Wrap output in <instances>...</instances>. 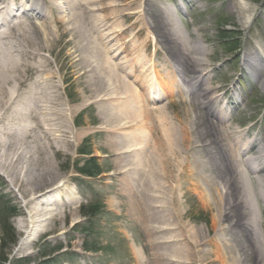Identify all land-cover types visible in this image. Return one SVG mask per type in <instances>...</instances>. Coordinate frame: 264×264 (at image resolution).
Returning a JSON list of instances; mask_svg holds the SVG:
<instances>
[{"label": "rangeland", "instance_id": "obj_1", "mask_svg": "<svg viewBox=\"0 0 264 264\" xmlns=\"http://www.w3.org/2000/svg\"><path fill=\"white\" fill-rule=\"evenodd\" d=\"M61 1L57 3L64 13L50 0H40L51 9L54 34L49 31V18L33 17L29 12L26 16L33 24L44 22L46 26L51 49L44 51V57L50 64L49 70L56 75L60 94L55 110L63 112L64 118L55 119L51 113H42L28 122L24 118H0V264H9L11 259H28L23 264H41L46 259L45 264H219L215 238L203 243L216 234L212 219L215 207L203 201L202 183L194 164L219 151L204 142L223 134L228 135L225 142H247L249 152L264 145V0H125V6L117 7L122 13L114 9V18L108 27H100L97 32L90 20L86 23L80 18V25H84L91 36H101L96 39L101 48H114L107 54L103 49L100 54L79 46L76 39L81 38L76 32L73 43L68 30L71 23L66 20L68 13ZM109 1L111 4L120 2ZM240 1L247 5L245 14H252L248 25L242 24L237 10ZM163 2L175 5L179 26L187 33V39L200 43L204 49L201 68L205 73L195 86L187 83L194 90L192 93L186 92L185 85L181 84H173L171 88L169 78H177L179 74L172 67L188 79L197 76L200 68H191L179 49L171 48L166 12L160 7ZM14 3L15 15L21 14L25 0ZM89 6L96 8L93 13L98 16L108 12L97 9L98 3ZM3 12L1 10L0 14ZM115 29L121 30L119 34L103 35ZM62 31L65 33L60 36ZM34 35L38 36V32L34 31ZM11 41L20 43L16 38ZM2 47L5 46L0 45ZM104 55L115 72L131 84L130 91L113 80L107 84V70L96 66ZM127 57L135 58L133 63L127 61V65L133 67L130 71L128 66L120 64V59ZM176 61L181 62V66ZM140 64L147 67L141 74ZM147 78L157 81L155 87L159 96L148 97L147 87L142 86V80ZM161 80L169 87H163ZM105 96L110 97L100 99ZM217 96L228 100L229 113L225 118L213 108L215 104L208 101ZM144 106L164 108L168 121L175 126L178 120L196 122L190 125L189 136L195 133L202 145H192V150L197 151L196 159L191 169L184 170L188 171L187 178L173 200L166 189L162 198L143 195L138 170L144 153L135 149L122 152L127 149L124 145H140V139L134 136L138 133L146 139L144 143L153 145L159 132L155 119L158 115L145 111ZM61 125L67 142L63 137L55 138L58 134L55 130L61 129ZM191 143L192 138L188 145ZM150 148L146 150L147 155ZM223 152L225 165L210 163L213 175L218 176L213 177L211 189L219 187V182L229 177L235 190L239 185L233 176L236 161L228 150ZM184 155L179 158L181 164L185 162ZM90 157L94 159L88 164H96L100 170L96 176L82 172ZM243 157L239 155L237 160L241 162ZM242 165L256 190L264 232V184L256 186L253 173ZM202 168L205 170L203 165ZM61 176L67 180V192H63L62 198L57 195L52 200L49 194L36 198L52 200L48 201L51 202L49 212H44L45 205L28 203ZM259 176L264 177V172ZM149 184H154L151 179ZM173 207L180 212V223L170 230H157L164 222L161 217L170 215ZM241 211V203H235L233 208L227 209L231 215L224 216L222 224H229ZM28 215L40 220L24 234ZM173 215L172 211L170 216L173 218ZM198 228L202 240L194 245L186 240V235ZM171 230L174 240L160 245L159 237ZM258 231L255 225L249 234L247 232V237L257 236ZM12 236L15 243L10 241ZM233 242L238 251L251 254L247 264H255L257 252L252 240L246 241V247L241 237H234ZM58 244L61 249L40 255L42 250L50 251Z\"/></svg>", "mask_w": 264, "mask_h": 264}, {"label": "bare ground", "instance_id": "obj_2", "mask_svg": "<svg viewBox=\"0 0 264 264\" xmlns=\"http://www.w3.org/2000/svg\"><path fill=\"white\" fill-rule=\"evenodd\" d=\"M14 1L15 0H0V11H4L2 14H0V45L5 46L0 48V118L17 117L24 118L28 122L31 118H38L42 113H45L46 115L51 113L52 116L56 117L55 119H59L63 117V112L59 113L55 110L56 105L60 100L58 86L55 83L56 75L54 72L49 70L50 64L44 57V51H50L51 49V44L48 42L49 38L47 36L46 26L44 22H39L37 25H35L27 18L28 16H26V13L29 12L33 17L49 18V31L51 34H54L55 22L53 14L51 9H48L45 7V5H43V3H40V0H25L21 14L15 15L14 10H16L17 7ZM124 1L125 0H120L118 4H111L109 0L61 1L68 13L66 20L71 23V27L68 29L71 34V40L73 41V36L75 37L76 32L81 38L76 39L78 45L89 52L98 51L99 53H102L104 50L105 54H107L108 51H111L112 49L114 50V48H101L99 43L96 41L98 38L101 39V36H98V38L91 36V34L88 32V29L85 30L84 25H80V20L83 19L86 23L88 20H90L92 25L95 26L94 31L96 32L99 31L100 27L106 26L107 28V24L114 18L113 13H115L116 10L118 13H122L120 8L117 7H121L123 4L125 6L126 3H123ZM93 2L99 4L97 9L108 10V12L106 11L103 16H98L97 14L93 13L94 9L96 8H91L93 7L91 5V7H88V4ZM50 3L56 7L59 6L57 0H50ZM160 7L166 12V32L168 33L169 40H171V48H178L179 52L182 54V58H186V60H188L187 63L191 68H200V70L197 69V76H193L191 79H188L182 75H179L180 71H176V69L172 67L173 71L179 74H177L178 79L176 77L172 78V76L169 78V81L172 83L171 88H173V84H181L185 85L186 92L192 93L194 90L191 89L189 85L191 87L195 86L199 80V77L205 73V70L201 68L204 49L200 43L196 41L190 42L187 39V33L179 26V19L176 14L175 5L163 2ZM73 8L77 11H73ZM114 9L116 10L114 11ZM237 10L242 16V24L248 25V23L252 20V14H245V10H247L246 3L244 1H240L237 5ZM59 11L64 13V10L62 9ZM60 18L65 22L64 16H61ZM34 31L38 32V36L34 35ZM65 31H62L60 36H63ZM120 31V29H115L109 32H104L103 35H117ZM14 38L19 39L20 43L12 42L11 40ZM134 60V57L122 58L120 59V64L122 63L124 66H128V70L130 71L133 69V67H129V65H127V61L133 63ZM99 64L97 63L96 65L99 69L107 70V84L113 80L120 87H124L128 91L131 90V84L121 75L115 72L112 64L107 59V56L104 55L101 63L99 61ZM151 65L153 64L151 63ZM177 65L181 66V62H177ZM146 70L147 67L142 65L141 68L138 69L140 74ZM161 81L163 87H169L165 81ZM156 82L157 81L151 78L142 80V86L147 87L146 90H148V97L154 98L159 96V93H157L155 87ZM187 83L189 85H187ZM199 83L202 85L203 81ZM202 90H205V88H202ZM108 97L110 96H105L100 99H106ZM214 97L211 99H214ZM144 110L149 111L151 114L157 113L158 115L155 119L158 120L157 130L159 132H157L153 145L144 143L146 139L143 137L142 133H138L134 136L140 139V145L135 147H133L134 144H130V146L124 145V147H127V149H123L122 152H129L135 149L144 153V158H142V163L138 170L141 180V193L143 195H150L153 197V199L162 198L161 194H165L164 190L166 189L167 195L171 200H173L176 198L180 188H183L182 183L187 178L188 171L184 172V170L191 169L193 162L196 159L197 151L192 150V145L195 143L197 144L194 147H199L202 145L201 140L195 135V133L194 135L190 134L189 136V133L191 132L190 125H194L196 122H191V120H178V125L175 126L168 121V117L165 116L166 114L164 112V108H148L147 106H144ZM226 115L227 114H223L224 118ZM51 119L53 120L54 118ZM62 127L63 125L59 127L61 129L55 130L58 133L56 134L55 138L63 137V140L66 141L67 134L64 130H62ZM231 133H233V131H231ZM48 135L51 134L49 133ZM227 137V134H223L222 136L211 138L210 142L209 140L204 142L207 143V145L212 144V148L216 147L219 149V151H216V153L212 156H207L206 159L200 158L198 165H196V162L194 164V167H196L198 171V178L202 183V190L200 194L203 198V201L205 205L213 204L215 207V212H213L212 219L215 226L213 231H215L216 234L213 237L203 240V243L207 244L215 238L217 246L216 257L219 261V264H247L249 263L247 258L251 254L244 253L242 250L238 251V246L233 242V238L241 237L242 245L244 247L247 246L246 241L252 240L251 244L256 248L257 252L255 264H264V232L261 229L260 208L256 198V190L253 182L247 175L245 167H243L241 164L245 162L243 160L242 162L237 160V157H239L243 151L249 149L248 147L250 146L247 142L242 140H235L234 143L225 142ZM191 138L192 143L191 145H188L191 142ZM51 139H53V137ZM222 141L224 142V145H221ZM148 147H151L150 155L146 154ZM221 148L223 150H228L231 155L233 154L236 161L234 167L235 172L233 176L236 178L239 185L235 190L232 188V183L229 177L221 180L219 182V187H213L211 189L213 177L218 178V176L217 174H215V176L213 175L210 163H218L219 166L225 165L223 158L224 152ZM251 152L256 153L254 159H252L253 166L256 168L252 169V167L248 165V169L253 173L256 181L255 185L261 186L264 184V177L259 176L264 172V145L260 146L256 151ZM183 153L185 154L183 156V161H185V164H181L182 162L180 163L179 160ZM180 164L183 166L182 169L179 168ZM202 165L205 167V170L202 168ZM177 170L178 172L175 174V171ZM149 179H151L154 184H149ZM146 181L148 183H146ZM66 182L67 180L63 176L57 178L48 186H46L43 191L30 198L28 203L31 204L34 202L39 203L38 205L40 206L45 205V208H43L44 212H49L50 208H48V205L51 202L48 201L50 199L47 198L46 200L39 201L36 198L45 194L51 195L53 198L52 200H55L57 195L59 198H62L61 196L63 192H67ZM237 202L241 203L243 211L239 212L238 216L232 219L229 224H222V218L224 216L231 215L229 212H227V209L233 208V205ZM172 211L174 214L173 218L170 216L172 215ZM170 215L167 214L161 217V219L164 220L162 225L157 226L154 224L153 226L159 227L160 229L157 230L161 231L175 228L174 225L180 223L181 221L180 212L177 211L176 207H173L171 209ZM39 220L40 219L34 218L32 215H28L26 218L27 228L23 231L24 234L29 233L33 225L36 222H39ZM255 225L259 229L257 236H252V238L249 239V237H247L249 234L248 231L255 228ZM21 226H23L22 223ZM180 226L184 230L186 229L183 224H180ZM153 230H155V228ZM173 232V230L166 232V236L164 235L163 237H159L157 242L161 245L166 244L165 242L173 241ZM200 234V228L191 230V232H188L186 235V240H188L190 243L193 242V244L196 245L202 240ZM196 238H198V242L196 241ZM230 248H233V250H230ZM169 259L173 260L174 258L169 257Z\"/></svg>", "mask_w": 264, "mask_h": 264}, {"label": "trees", "instance_id": "obj_3", "mask_svg": "<svg viewBox=\"0 0 264 264\" xmlns=\"http://www.w3.org/2000/svg\"><path fill=\"white\" fill-rule=\"evenodd\" d=\"M93 159H94L93 157H90L87 160V162H86V166L83 167V169H82V172L85 173L86 175L96 176V175H98L100 173L99 167L96 164H94L93 166L91 164H88L90 161H93ZM90 166H91V168L90 169H87ZM84 213H87V212L84 211ZM4 223H6V222H4ZM9 235L11 236V233H9ZM10 241L13 242V243L16 242L15 241V238L13 236H12V238H10ZM60 248H62V246H61V244H58L55 247L51 248L50 251L42 250L40 255L41 256H45V255L51 253L52 251L59 250ZM6 259H7V257H6ZM46 260H48V259H46ZM46 260H44L41 264H45L44 262H47ZM19 261H21V262H19ZM23 262H28V259H23V260L11 259V261L9 262V264H23Z\"/></svg>", "mask_w": 264, "mask_h": 264}]
</instances>
